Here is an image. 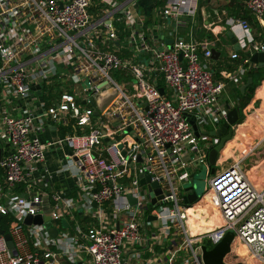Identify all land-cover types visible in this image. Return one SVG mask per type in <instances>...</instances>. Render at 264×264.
<instances>
[{
	"label": "built area",
	"instance_id": "1",
	"mask_svg": "<svg viewBox=\"0 0 264 264\" xmlns=\"http://www.w3.org/2000/svg\"><path fill=\"white\" fill-rule=\"evenodd\" d=\"M136 2L0 0V228L14 243L9 248L0 234V264H204L201 246L219 244L228 232L234 233L237 254L264 264V188L247 177L243 160L210 178L205 196L220 223L199 236L189 233L195 204L185 205L181 185L209 164L216 141H206L205 132L227 121L230 110L221 106L227 82L215 80L211 41L177 37L169 46L153 44L145 23L130 9ZM244 4L264 23V0ZM198 8L199 0H172L161 16L177 28L179 21L193 20ZM131 15L133 30L121 42L116 24ZM226 26L246 55L226 79L245 81L264 42L256 40L246 19L230 17ZM110 89L115 99L95 115L96 100ZM40 91L49 103L37 105ZM50 121L81 130L46 142L42 135ZM65 146L77 158L72 169L79 202L52 192L47 170L38 176L46 151ZM141 173L159 183L160 194L151 197ZM77 206L95 223L78 222L72 214ZM39 214L50 220L24 223ZM4 217L12 218L6 229ZM66 217L74 221L69 228L61 226ZM153 225L157 230L149 233ZM50 228L58 229L56 237ZM171 232L179 242L176 249L164 258H144V249L171 239Z\"/></svg>",
	"mask_w": 264,
	"mask_h": 264
},
{
	"label": "crops",
	"instance_id": "2",
	"mask_svg": "<svg viewBox=\"0 0 264 264\" xmlns=\"http://www.w3.org/2000/svg\"><path fill=\"white\" fill-rule=\"evenodd\" d=\"M171 1L172 0H137L136 6L130 9L135 11V13H137V18L145 23L148 32V38L153 44L159 45L163 42L165 45L169 46L171 45L169 44L170 41H174V39L177 37H184L188 41H211V48L220 53L218 58H212L210 60V66L215 74V80L227 82L225 92L221 97V106L223 108L229 109L230 111L233 108L238 109L241 101V96L244 93L242 92L241 88L247 83L249 77L247 76L245 81L242 80L240 82H228L226 79V77L230 73L234 72L239 67V65L242 63L243 57L246 56L242 51L235 50L234 45L228 38L227 32L230 31V29L226 30V21L230 17L245 19L244 16L246 13V16L248 18V20H246L250 23L256 40L260 42H264V23L256 19V17L246 9L244 0H199V8L195 18L189 23H187V21L181 20L179 21L177 28H175L172 20H164L161 16L162 9L169 3H171ZM135 19L136 17H133V15L125 16L122 23L116 24L119 30V39L121 40V42L123 41L124 37L129 34L130 29L133 30L132 26ZM134 27L136 28L137 25H135ZM234 53H238L240 58L232 59L231 56ZM123 54H125L124 51ZM229 67H234L233 71H231ZM39 93L41 94L36 93V96L39 99L37 105L43 100H46L47 103H49L50 97H45V95H43L41 91ZM263 107L254 109L253 111H251V115L249 114L243 122L236 124L234 128L233 138L230 142H228L229 147L225 151V154L228 155L227 164L223 165L220 161L221 156L223 155V151L219 155V160H217L222 164L223 168L224 166L229 167L233 163L240 160H243V167L245 168L244 163L249 159L255 157V153L259 148L264 149V133L261 135L262 137H258L257 130L250 129V127L247 125L251 122L250 125H260L261 127H264ZM259 112L261 114V117H255L254 114H259ZM255 118L257 119L255 120ZM253 119L254 121L252 123ZM75 130L76 128L74 127H71L70 129L62 128L61 125H57L56 123L50 121V123L48 124V130L45 134L42 135V139L43 141L47 142L52 139H57L66 133H74L80 131L81 129H77L76 131ZM214 130L215 129L211 128L208 131L204 132L207 133ZM238 134L240 136L242 134L244 135L243 137H245L243 145L250 143L247 151L241 149L242 152H239V146H235L234 143L237 141ZM247 135L252 137V139H247ZM215 141L217 143V139H215ZM254 149L255 151L253 152V154H251ZM70 151L71 150L66 146L53 147L48 149L46 151L45 161L39 165L38 176L40 177L41 173L43 174L44 171L47 170V173L44 176L50 179L51 191L58 192L63 197L74 199L79 202L80 191L78 188V181L72 169L73 161L77 159L71 157L72 154H70ZM263 151L261 152L262 154H264ZM236 153L238 154V156H236L235 158ZM251 164L254 168H256L253 163ZM22 187L23 186H21L20 188ZM51 205L52 200L50 199L47 202L45 208L46 213H49L51 211ZM198 205H203L205 208H207V212L211 214L210 203L209 206H207L203 204V201H201ZM72 214L78 222L85 226H91L93 223H95L94 217L92 215L82 213L80 206H77V209L73 210ZM212 217L208 215L206 223H208V221H210ZM65 220L70 226L74 223L73 219L71 221V218L69 219V217H66ZM201 225H204V223L201 222ZM156 226L157 225H153L149 230V233L157 230ZM213 228L214 227L207 230L206 232L211 231ZM178 244L179 242L176 240L175 236H173L171 239H164V241H159L151 248L148 247L144 249L142 251L143 256L144 258H164L172 249H176ZM239 249L240 252H243V247H239Z\"/></svg>",
	"mask_w": 264,
	"mask_h": 264
},
{
	"label": "water",
	"instance_id": "3",
	"mask_svg": "<svg viewBox=\"0 0 264 264\" xmlns=\"http://www.w3.org/2000/svg\"><path fill=\"white\" fill-rule=\"evenodd\" d=\"M226 30H229L228 26H226ZM227 36L230 39L231 43L234 45L235 50L239 51L240 47L232 31H228ZM169 44L172 45L173 41H170ZM212 52H213V58L214 59L218 58L220 53L216 50H213ZM251 61L254 64H256L259 68L264 67V52L255 53L252 56ZM252 82H253V78L249 77L247 83L241 88L242 92H245V90L251 85ZM104 85H106V83ZM160 90L161 92H163V89H160ZM37 94H41V93L37 92ZM115 97H116V92L114 89H110L106 94L101 95L100 98L96 100V105H97L98 110L96 111L95 115H98L99 113L104 112L109 106V104L115 99ZM239 120H240L239 111L237 108H233L228 114L227 121L219 129L205 133L206 137L212 140L217 139V143L211 149L210 154H209V164L207 165L209 175L215 173V166L219 158V155L225 149L227 143L232 140L233 135H234L233 127L239 123ZM191 123L193 125L196 135L200 137L201 134H200L197 124L195 123V118H192ZM120 148H122L121 145H120ZM70 154L73 155V152L70 151ZM123 155L125 156V153H123ZM138 162L142 163L141 155L138 156ZM252 163L255 164L256 168L261 172L262 168L264 167V156L262 157L261 160L254 159ZM194 176H195V173H192L190 175V179L188 181L189 185L184 189L183 198H184V203L187 206H191V205H194L200 202L202 198L205 196L204 195L201 198L198 197L194 189ZM139 177L141 180L140 181L141 185H146L147 183H150L149 191H150L151 197H154L155 194L161 193V190L159 189V183L151 182L152 177L150 174L141 173ZM93 193H96V190H93ZM128 198L132 204L136 202V200L133 199L131 194L128 195ZM155 202H156V199L153 200V203ZM92 206L94 208L97 207L96 201H93ZM1 219L2 217H0V221ZM49 220H50L49 216H43L39 214L34 217V216L29 215L25 218L24 223L29 226L30 225H42L45 222H48ZM149 220L155 221L156 217L150 216ZM49 225L50 223H48L47 226ZM61 225L63 228H69V225L65 219L61 221ZM49 231L52 237H56L59 232L57 228H50ZM0 234H3L5 236L8 242L9 248L13 249L14 243L11 239L10 234L5 233V231L1 228H0ZM234 239H235L234 233L228 232L226 236L224 237V239L219 244L213 246L212 248H208L207 245H202L201 249H202L203 263L204 264H228L225 261V259L232 252V246L234 244Z\"/></svg>",
	"mask_w": 264,
	"mask_h": 264
},
{
	"label": "rangeland",
	"instance_id": "4",
	"mask_svg": "<svg viewBox=\"0 0 264 264\" xmlns=\"http://www.w3.org/2000/svg\"><path fill=\"white\" fill-rule=\"evenodd\" d=\"M264 110V107H263ZM264 112V111H263ZM251 115V114H250ZM257 115V116H256ZM260 112L255 113L254 116L255 117H261L260 116ZM255 118V120L257 119ZM254 119L252 120L253 123ZM251 123V122H250ZM250 123H248L247 125L250 127V129H256L257 130V136L258 137H262L261 135L264 133V127H261L260 125L258 126H253L252 124L250 125ZM244 135L241 134V136L238 134L237 136V141L234 143L236 147L239 146V152H242L241 149H244V151H247L250 143L243 145L244 143ZM247 139L251 140L252 137H250L249 135H247ZM206 141H210V142H214L212 139L206 137L205 139ZM229 147V143L227 144V146L225 147V149L223 150V157L221 156V163L223 165L227 164V154H225L226 149ZM264 149L259 148L258 151L255 153V157L249 159L248 161H246L244 163L245 165V169H246V175L247 177L254 183V185L258 188V189H262L264 187V167L262 168V171L260 172L258 169L254 168L253 165L251 164L252 161L255 160H261L262 157L264 156V154H262L261 152ZM264 152V151H263ZM236 156H238V154H235V158ZM219 160V158H218ZM220 162L217 161L216 166H215V170L217 169H221L222 164ZM255 165V164H254ZM229 166V165H228ZM225 167V166H224ZM253 171V173H252ZM214 175V174H213ZM212 174L209 175V171H208V167L206 165H202L200 166L197 171L195 172V176H194V189L198 195L199 198H201L202 196L206 195L207 192L209 191V181L211 176H213ZM189 185V182H185L183 183L181 186L183 188V191L181 192V195L183 196L184 194V189ZM207 206H209V204H205ZM207 209V208H205ZM199 205H196L194 207H192L190 209V213H191V217L188 222L189 225V230L193 236H199L200 234L206 232L207 230L211 229L212 227H214L215 221L214 218L212 217V215L207 212V210L205 212H201L199 211ZM208 215L210 217H212V219L210 221H208V223H206V220L208 219ZM201 222L204 223V225H201ZM200 229L202 230L201 232H198L196 229ZM179 233V231H178ZM175 233L171 232L170 236H174ZM180 238L182 237V235L179 233ZM235 244H233L232 246V252L230 253V256L228 257V261L231 262L232 264H254L251 263L247 256L244 254H237L238 252L235 250ZM243 251V250H242ZM243 253H245L243 251Z\"/></svg>",
	"mask_w": 264,
	"mask_h": 264
},
{
	"label": "trees",
	"instance_id": "5",
	"mask_svg": "<svg viewBox=\"0 0 264 264\" xmlns=\"http://www.w3.org/2000/svg\"><path fill=\"white\" fill-rule=\"evenodd\" d=\"M97 3L98 2L95 1V4ZM99 9L100 7L96 5L92 10L96 12ZM244 18L248 20L246 13H245ZM245 58L246 56L243 57V59ZM229 69L233 71L234 67H229ZM248 77L253 78V82L241 96V101H240L239 108H238L239 114H240L239 123L243 122L245 118L251 113V111H253L256 108H261L264 106V67L262 68L256 67L252 69L248 73ZM63 131H66V130H63ZM207 203L209 204L210 200L208 196H205V198L203 199V204H207ZM199 209H200L199 211L201 212L206 211L205 208L199 207ZM11 220H12L11 217H4L1 222L2 227L6 229L8 222H10ZM196 230L198 232L202 231L198 228ZM205 245H207L208 248L213 247L209 242H205ZM229 256L230 254L226 257L225 259L226 262H229L227 260Z\"/></svg>",
	"mask_w": 264,
	"mask_h": 264
},
{
	"label": "bare ground",
	"instance_id": "6",
	"mask_svg": "<svg viewBox=\"0 0 264 264\" xmlns=\"http://www.w3.org/2000/svg\"><path fill=\"white\" fill-rule=\"evenodd\" d=\"M205 198V197H204ZM203 198V199H204ZM203 199L201 200V201H203ZM200 201V202H201ZM200 202H198L196 205H198ZM195 205V206H196ZM200 208H205L203 205H201V206H199ZM210 208H211V214H212V216H213V218H214V221H215V226H217L219 223H220V221H219V217H218V212H217V210L211 205V203H210ZM244 252H245V250H244V248L242 249Z\"/></svg>",
	"mask_w": 264,
	"mask_h": 264
},
{
	"label": "flooded vegetation",
	"instance_id": "7",
	"mask_svg": "<svg viewBox=\"0 0 264 264\" xmlns=\"http://www.w3.org/2000/svg\"><path fill=\"white\" fill-rule=\"evenodd\" d=\"M228 264H232L231 262H227Z\"/></svg>",
	"mask_w": 264,
	"mask_h": 264
}]
</instances>
